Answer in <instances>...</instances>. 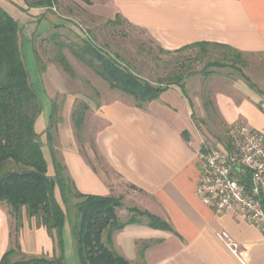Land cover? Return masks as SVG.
Masks as SVG:
<instances>
[{
    "label": "crops",
    "instance_id": "obj_1",
    "mask_svg": "<svg viewBox=\"0 0 264 264\" xmlns=\"http://www.w3.org/2000/svg\"><path fill=\"white\" fill-rule=\"evenodd\" d=\"M78 1L86 7L91 25L120 16L165 51L206 43L228 47L242 57H264V0ZM0 6L24 29L47 24L41 30L46 34L63 27L56 16L41 7L29 8L25 0H0ZM56 71L38 70L37 81L50 101L48 107L52 103L56 109L55 148L78 191L122 197L129 207L148 212L171 228L154 229L146 217H138L114 233L117 254L133 264H243L218 239V233L227 232L239 245L245 264H264V234L233 214H218L197 194L199 154L205 144L199 132L209 134L217 127L215 120L226 129L242 124L264 132V88L244 72L256 88L243 78L222 82L214 73L193 80L199 84L198 93L191 92L193 82L188 79L184 92L170 87L140 108L109 86L93 93L88 88L66 91ZM211 87L217 90L210 93ZM77 109L85 115L80 130L73 118ZM49 174H54L52 163ZM19 243L27 257L61 256L47 230L25 212ZM12 244L13 219L8 206L0 204V261Z\"/></svg>",
    "mask_w": 264,
    "mask_h": 264
},
{
    "label": "trees",
    "instance_id": "obj_2",
    "mask_svg": "<svg viewBox=\"0 0 264 264\" xmlns=\"http://www.w3.org/2000/svg\"><path fill=\"white\" fill-rule=\"evenodd\" d=\"M59 1L25 0V3L29 8L41 7L52 12ZM84 1L90 4V0ZM121 22H124L123 19L117 16L108 23L117 25ZM59 37L57 33L51 35L55 47L52 62L60 65L66 74L74 76L65 54V50H69L75 59L105 81L111 90L131 97L140 108L158 99L170 87H178L184 92L186 80L196 74L206 77L216 73L209 71L208 66L198 72L191 64L194 61H188L187 64L177 62L173 71L153 85L135 74L119 57H114L96 45L93 40L84 39L82 44H66L59 40L55 42ZM35 41V36L26 38L23 26L0 6V204L8 206L9 216L13 219V244L3 255L0 264H67L64 260V229L67 220L75 245L77 264H133L114 251L113 235L135 223L136 217L127 222L120 220L117 209L123 205L122 197L84 195L78 191L55 148L58 120L54 105L46 132L40 134L36 131L42 104L31 80L28 46L31 47L42 73L47 70V65L36 49ZM210 47L233 52L228 47L206 43L187 46L174 52L160 50L171 54L196 48L206 51ZM235 54L238 59L242 57L241 54ZM183 67L186 72H180ZM240 75L256 88L242 71ZM73 118L76 129L80 130L85 119L81 109L75 110ZM43 135L50 152L53 175L49 174L50 164L44 151ZM223 146L230 153L233 152L229 137ZM211 148L212 146L204 144L200 153H207ZM262 202L264 203V198ZM130 211L137 216L146 217L149 226L154 229L171 230L168 223L148 212L135 208ZM24 212L30 219H35L39 227L47 230L61 250V256L49 259L27 257L22 253L19 231Z\"/></svg>",
    "mask_w": 264,
    "mask_h": 264
},
{
    "label": "rangeland",
    "instance_id": "obj_3",
    "mask_svg": "<svg viewBox=\"0 0 264 264\" xmlns=\"http://www.w3.org/2000/svg\"><path fill=\"white\" fill-rule=\"evenodd\" d=\"M86 12H88L86 7H84L81 2L79 3L78 0H60L59 5L54 11L49 13L61 20L63 27L59 26L53 28L54 30L46 34H42L43 31L41 33V30H43L47 24L44 26L42 23H35L33 26L24 29L26 30V32H24L26 38L30 39L35 36V47L41 58H43V62L50 70L58 71L61 77L59 82L66 91L84 92L85 88H88L89 91L93 93L98 92L95 88L101 90L104 87H108V85L100 77H97L92 70L75 59L69 50H65V54L73 68L74 76L66 74L60 65L52 62L55 55V47L53 46L54 41L51 40V35L56 33L59 34L60 37L55 39V42L59 40L66 44H82V40L84 39L93 40L96 45L103 48L114 57H119L121 61L132 68L135 74L142 79L150 81L153 85H156L160 79L165 78L167 74L173 71L177 62L187 64L188 61H194L191 64H193V68L198 72L204 69L205 66H208V70L216 72V76L222 82L232 81L233 78L241 79L240 71H242L250 77L258 87L264 88V57L252 59L243 56L238 59L235 53L214 47H210L206 51H201L196 48L178 53L166 54L143 32L133 28L127 23L121 22L117 25H112L108 23L109 21H97L94 22L95 25H91L86 17ZM30 50L31 47L28 46L27 53L29 56L31 80L38 91L43 108L36 123V131L41 134L42 132H46L48 128L47 115L48 113L51 115L54 108L51 103L49 109L48 104L50 101L45 100L42 86L38 84L37 75L39 67L37 66L33 52ZM180 72H186V68L183 67ZM94 75L97 79H94ZM200 77H202L201 74H196L188 78L192 79L191 82H193L192 86L191 83L189 85L192 93L199 92V84L196 83L197 81L193 80ZM204 86V89H207L209 85L204 83ZM215 90H217V88L213 89L211 87L210 93H213ZM197 120H199V118H195V121ZM215 122L217 127L214 126L211 128L213 131H210V135L199 132L202 141L212 147L223 145L224 141L228 138L230 130L220 125L219 120H215ZM196 123L199 124V121ZM43 138H45L44 135ZM46 157L50 164V157L47 153ZM57 197L60 200L58 195ZM122 203V207L117 209V215L122 222H127L134 216L136 219L140 217L130 211L134 208L129 207L130 205L124 202V200ZM18 258L19 256L16 257V259ZM64 258L67 264H77L75 245L71 236L68 220L65 223L64 229Z\"/></svg>",
    "mask_w": 264,
    "mask_h": 264
},
{
    "label": "built area",
    "instance_id": "obj_4",
    "mask_svg": "<svg viewBox=\"0 0 264 264\" xmlns=\"http://www.w3.org/2000/svg\"><path fill=\"white\" fill-rule=\"evenodd\" d=\"M228 137L232 153L218 145L199 154L201 173L197 194L218 214H233L264 234V132L238 124L230 128ZM217 237L245 264L239 245L227 232H220Z\"/></svg>",
    "mask_w": 264,
    "mask_h": 264
}]
</instances>
